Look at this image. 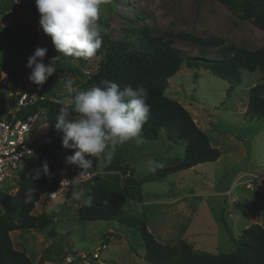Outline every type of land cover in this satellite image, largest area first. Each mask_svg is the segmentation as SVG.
<instances>
[{"label": "rangeland", "instance_id": "obj_1", "mask_svg": "<svg viewBox=\"0 0 264 264\" xmlns=\"http://www.w3.org/2000/svg\"><path fill=\"white\" fill-rule=\"evenodd\" d=\"M12 2L15 10L2 11ZM35 22L40 24L35 0H20V4L15 0H0V59L7 54L6 42L21 39L23 33L29 32L28 26ZM99 23L113 39H125L126 30L155 28L158 32H154L153 37L169 42L186 57L200 55L201 48L175 38L176 34L214 37L226 45L252 51L264 48V31L253 20L244 19L240 11H231L216 0H109L102 6ZM45 40L52 43L50 37L44 36L40 47H45ZM207 51V57L217 55L216 48ZM99 58L97 55L90 61L85 74L97 70ZM26 65L20 60L11 64L10 75L2 74L3 78H8L7 84L22 89ZM67 65L78 67L80 63L66 58L57 68ZM260 78V72H243L242 83L231 85L208 71L189 69L185 62L169 80L167 96L182 104L222 156L215 163L201 164L161 181L146 182L143 201L128 203L121 217L145 218L148 230L163 245L185 240L196 252L212 255L235 252L232 238L237 240L244 230L255 224L263 227L264 193L260 191V178L264 177V120H252L247 114L249 89ZM51 79L62 95L68 94L65 85L69 80L73 90L90 89L82 88L84 80L69 73L56 72ZM15 94H7L0 104V119H6L14 109ZM63 101L68 102L67 98ZM48 131L49 126L40 117L32 137L43 146ZM184 148V143L170 140L163 131L157 141L118 146L114 158L121 157L134 170L136 178L144 180L153 174L147 171L149 159L174 165L183 159ZM73 154L74 150L63 147L58 156L62 163L69 165L66 157ZM39 157V154L26 157L19 172L28 176ZM92 161L93 168H97L99 159ZM69 167L80 171L75 165ZM102 173L101 165L95 174ZM88 182L75 183L56 200L41 196L31 214L42 222L44 213L48 224L41 223L34 230L12 232L15 248L26 251L33 264H67L68 256L75 259L72 264H149L144 258V241L137 228L118 222L78 219V210L88 193ZM18 183L19 177L15 176L2 185L1 193L15 196ZM2 209L0 202V211ZM95 253H99L97 259L93 257ZM82 256H87V260L78 259Z\"/></svg>", "mask_w": 264, "mask_h": 264}, {"label": "trees", "instance_id": "obj_2", "mask_svg": "<svg viewBox=\"0 0 264 264\" xmlns=\"http://www.w3.org/2000/svg\"><path fill=\"white\" fill-rule=\"evenodd\" d=\"M231 11H240L244 19L253 20L256 26L264 31V0H216ZM12 3L6 4L3 10H15ZM36 22L28 26L21 39L6 42L7 54L0 59V104L7 94H15L18 90L33 92L31 85L22 89L7 84L11 64L25 61L41 46L36 31ZM158 32L155 28H143L139 31L126 30L125 39H113L103 31L102 48L98 68L95 72L85 74L91 60L79 59L78 67L67 65L57 68L61 74H70L84 80L82 88L102 86L105 79L116 82L121 89L131 86L136 89L143 86L148 90L147 103L151 107L150 118L143 126L142 137L145 141H157L161 132H165L170 140L185 144L182 160L157 169L149 178H136L134 170L121 157L113 158L110 165L101 164L104 173L95 174L88 180V193L83 206L78 210L77 217L87 222H118L128 228H137L144 241L145 260L149 264H264V228L258 224L244 230L236 240V251L231 254L198 253L185 240L175 245H163L158 242L147 227L145 218H123L121 214L128 203L143 201V184L161 181L170 175L191 170L201 164L217 162L222 154L212 146L208 136L195 123L191 114L177 100L167 96L169 80L174 77L186 62L189 69L208 71L218 79L231 85L242 83L243 72H260V81L249 89L247 114L252 120H264V48L252 51L235 45H226L223 40L211 37L200 38L192 34H176L175 38L189 41L201 48L200 55L186 57L160 37H153ZM168 36H173L167 33ZM45 38L48 36L44 33ZM48 49L44 63L51 57L59 55L52 43L45 40ZM216 48L217 55L207 57V49ZM66 59V58H64ZM68 59H74L68 57ZM3 72H8L3 78ZM68 91L62 95L52 79L49 78L40 92L39 99L23 108L20 115L36 114L49 126L48 138L43 146L38 147L40 155L38 163L30 170L28 176L19 171V190L15 196L0 193L3 205L0 211V264H33L26 251L17 250L11 233L19 230H34L42 224H48L47 216L42 214V222L31 213L41 196L57 190L63 176H69L71 168L61 162L58 156L63 149V133L55 127L59 109L66 105L64 99L74 97L78 91ZM16 104V102H15ZM14 104V105H15ZM71 107V105H69ZM87 159H96L87 156ZM49 164V174H44L41 165ZM39 170V177L37 171ZM34 190V198L25 203L26 193ZM92 198V205L86 201ZM105 201L108 203L105 204ZM42 223V224H41ZM107 243H108V239Z\"/></svg>", "mask_w": 264, "mask_h": 264}, {"label": "clouds", "instance_id": "obj_3", "mask_svg": "<svg viewBox=\"0 0 264 264\" xmlns=\"http://www.w3.org/2000/svg\"><path fill=\"white\" fill-rule=\"evenodd\" d=\"M107 3L109 0H35L40 27L51 38L59 55L51 57L45 64L48 49L38 47L26 65L31 70L30 82L36 86L44 85L56 74L57 64L63 65L64 58L92 60L97 56L102 48L104 31L99 20L102 6ZM101 84L78 91L59 109L56 117L55 127L63 133L62 146L74 150L73 155L66 157V163L81 170L77 179L95 174L101 164L110 165L118 146L144 142L141 134L151 111L147 103L148 90L143 86L121 89L116 82L107 79ZM65 86L69 92L73 90L71 80ZM86 155L97 157L99 166L94 169L93 161L86 159ZM164 167L163 162L155 159L147 161V171L153 174ZM41 170L44 174L50 173L47 161L42 163ZM33 198L34 190L29 189L25 203ZM86 203L91 206L92 198L89 197Z\"/></svg>", "mask_w": 264, "mask_h": 264}, {"label": "built area", "instance_id": "obj_4", "mask_svg": "<svg viewBox=\"0 0 264 264\" xmlns=\"http://www.w3.org/2000/svg\"><path fill=\"white\" fill-rule=\"evenodd\" d=\"M15 2L20 4V0H15ZM37 33L40 35V40L42 41L44 35L40 24L37 25ZM30 72L31 70L27 68L22 79L26 86L32 84L28 79ZM43 87L44 85H33L32 93L25 90H18L15 94V108L6 119H0V193L2 185L7 181H11L16 176L19 171V166L25 158L38 154V147L41 144L37 143L32 135L34 126L39 121L40 116L38 113L20 115V112L23 108L33 104L35 101L43 99V97H40V92ZM80 171L72 169L69 176H63L58 189L46 195V199L50 201L56 200L59 195L68 192L75 183L88 181L95 176L93 174L77 179ZM263 178L262 176L260 178V191L264 193ZM93 257L97 259L99 253L93 254ZM78 259L86 261L87 256H82ZM65 260L67 264L75 262V259L71 256L66 257Z\"/></svg>", "mask_w": 264, "mask_h": 264}, {"label": "crops", "instance_id": "obj_5", "mask_svg": "<svg viewBox=\"0 0 264 264\" xmlns=\"http://www.w3.org/2000/svg\"><path fill=\"white\" fill-rule=\"evenodd\" d=\"M21 91H22V90H21ZM14 108H15V106H14ZM11 112H12V111H11ZM11 112H10V113H11ZM40 144H41V143H40ZM40 146H41V145H40ZM246 227H247V226H246ZM263 228H264V226H263Z\"/></svg>", "mask_w": 264, "mask_h": 264}, {"label": "water", "instance_id": "obj_6", "mask_svg": "<svg viewBox=\"0 0 264 264\" xmlns=\"http://www.w3.org/2000/svg\"><path fill=\"white\" fill-rule=\"evenodd\" d=\"M33 85H34V84L32 83V84H31V87H32V88H33Z\"/></svg>", "mask_w": 264, "mask_h": 264}]
</instances>
